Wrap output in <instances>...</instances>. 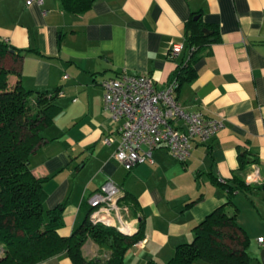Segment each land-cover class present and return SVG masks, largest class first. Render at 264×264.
<instances>
[{
  "label": "crops",
  "instance_id": "0c3cea01",
  "mask_svg": "<svg viewBox=\"0 0 264 264\" xmlns=\"http://www.w3.org/2000/svg\"><path fill=\"white\" fill-rule=\"evenodd\" d=\"M26 1L0 0V38L23 49L22 56L12 52L4 59L9 79L18 74L25 88L56 95L57 112L42 132L47 141L30 156V166L47 178L45 208L63 203L60 235L84 221L88 195L111 179L136 202V212H128L120 226L142 231L124 264L164 263L178 244L192 240L195 224L226 202L220 182L234 174L248 182L255 168L264 179V0H92L80 13L67 10L63 0ZM192 12L215 25L219 39L197 59L195 78L179 85L176 99L223 126L205 141L194 140L183 162L158 146L153 162L126 169L112 155L119 122L103 107L101 82L122 72L142 73L164 87L187 59L183 27ZM172 43L181 49L168 57ZM105 135L115 140L104 143ZM262 195L249 194L254 205L248 204L264 206ZM238 215L250 242V264H264V217H254L250 227ZM81 250L86 258L106 255L90 238ZM37 264L73 263L57 255Z\"/></svg>",
  "mask_w": 264,
  "mask_h": 264
},
{
  "label": "trees",
  "instance_id": "16d2710c",
  "mask_svg": "<svg viewBox=\"0 0 264 264\" xmlns=\"http://www.w3.org/2000/svg\"><path fill=\"white\" fill-rule=\"evenodd\" d=\"M91 1L63 0V5L69 11L80 13ZM204 28L211 34L205 33ZM183 35L188 56L169 78V81H177L176 90L195 78V62L212 41L219 39L215 25L203 22L196 12L185 21ZM22 51L0 38V264H37L57 255L68 256L73 264H124L126 251L142 237L140 228L131 233L92 223L88 218L89 209L84 221L68 236H62L57 228L63 223V203L51 209L44 206L47 178L32 172L30 156L47 141L42 132L52 123L58 107L55 94L25 88L18 74L16 80L9 79L12 70L5 67L4 59L12 52L20 57ZM252 161L257 162V159ZM239 163V169L243 170L246 160L241 154ZM220 184L226 190V202L192 227V240L178 244L166 262L151 259L144 264H192L199 259L212 264H250L249 239L237 222L239 208L233 197L237 192L247 197L262 193L264 199V179L260 183L246 182L234 174ZM248 200L254 205L249 197ZM120 203L128 206V212H136L135 200L124 191ZM88 238L106 255L86 258L81 247ZM226 239L231 243H226Z\"/></svg>",
  "mask_w": 264,
  "mask_h": 264
},
{
  "label": "built area",
  "instance_id": "2783aa9c",
  "mask_svg": "<svg viewBox=\"0 0 264 264\" xmlns=\"http://www.w3.org/2000/svg\"><path fill=\"white\" fill-rule=\"evenodd\" d=\"M180 49V43H172L166 54L174 57ZM101 85L103 107L109 111L112 120L119 122L112 155L126 169L142 162H153L152 151L158 146L165 147L175 159L183 162L190 155L194 140L205 141L223 126L221 120L207 118L200 110L183 108L176 99L175 79L158 87L148 74L122 72L102 80ZM114 140L112 135L102 137L104 143ZM246 179L260 183L262 178L258 168ZM122 196V188L106 179L87 197L89 220L118 229L126 221L129 210L126 204L120 203Z\"/></svg>",
  "mask_w": 264,
  "mask_h": 264
},
{
  "label": "rangeland",
  "instance_id": "374dc122",
  "mask_svg": "<svg viewBox=\"0 0 264 264\" xmlns=\"http://www.w3.org/2000/svg\"><path fill=\"white\" fill-rule=\"evenodd\" d=\"M233 199H234L235 204L239 207L238 221L240 223H243L245 225L248 224V225H250V227H252L254 217L258 218V219L261 216L264 217V206L260 205L258 208L251 206L250 204H248L249 201H247V198L245 197V195L243 193L239 194L238 196H236ZM259 200H261V199H259ZM226 243L230 244L231 242L228 239H226ZM249 245H250V242H249ZM194 264H212V263H209V262H206L204 260L199 259L196 262H194Z\"/></svg>",
  "mask_w": 264,
  "mask_h": 264
},
{
  "label": "water",
  "instance_id": "95a60500",
  "mask_svg": "<svg viewBox=\"0 0 264 264\" xmlns=\"http://www.w3.org/2000/svg\"><path fill=\"white\" fill-rule=\"evenodd\" d=\"M203 30H204L205 33H207V34H211V31L208 30V29L204 28ZM212 39H213V37L210 36V37H209V40H212ZM263 255H264V249L261 250V257H262V258H263ZM1 259H2V248L0 247V261H1Z\"/></svg>",
  "mask_w": 264,
  "mask_h": 264
},
{
  "label": "bare ground",
  "instance_id": "6f19581e",
  "mask_svg": "<svg viewBox=\"0 0 264 264\" xmlns=\"http://www.w3.org/2000/svg\"><path fill=\"white\" fill-rule=\"evenodd\" d=\"M120 229L123 231H127V228H125L124 226H120ZM118 230H119V228H118Z\"/></svg>",
  "mask_w": 264,
  "mask_h": 264
}]
</instances>
